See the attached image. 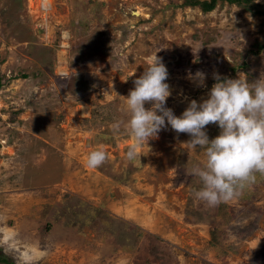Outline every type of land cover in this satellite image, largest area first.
<instances>
[{"label": "rangeland", "instance_id": "obj_1", "mask_svg": "<svg viewBox=\"0 0 264 264\" xmlns=\"http://www.w3.org/2000/svg\"><path fill=\"white\" fill-rule=\"evenodd\" d=\"M187 2L0 0V264H264V174L209 206L187 133L168 126L125 156L123 96L154 54L175 115L214 74L264 79V0Z\"/></svg>", "mask_w": 264, "mask_h": 264}, {"label": "clouds", "instance_id": "obj_2", "mask_svg": "<svg viewBox=\"0 0 264 264\" xmlns=\"http://www.w3.org/2000/svg\"><path fill=\"white\" fill-rule=\"evenodd\" d=\"M168 71L161 58L153 55L143 73L133 79V87L123 96V110L127 114L126 130L132 137L125 156L139 158L137 150L158 138L168 126L175 133H187L185 150L204 148L202 166L193 167L189 175L199 177L202 187L195 191V199L215 206L235 199L246 183L254 181V173L264 174V79L249 81L244 76L221 79L214 74V83L206 98L199 102L190 99L179 115L166 106L171 94L167 83ZM203 86L205 73L196 70L187 77ZM149 107H145V104ZM209 124L219 132L211 139L205 131ZM120 123L113 124L119 129ZM106 160L102 149L92 150L86 163L90 168Z\"/></svg>", "mask_w": 264, "mask_h": 264}, {"label": "trees", "instance_id": "obj_3", "mask_svg": "<svg viewBox=\"0 0 264 264\" xmlns=\"http://www.w3.org/2000/svg\"><path fill=\"white\" fill-rule=\"evenodd\" d=\"M187 4L190 5H199L200 8L203 11H208L211 10L215 7V5L217 4L218 1H226L228 3H236V4H243V2H250V0H187ZM261 14H264V10H260L258 11ZM1 79H0V88H1Z\"/></svg>", "mask_w": 264, "mask_h": 264}, {"label": "bare ground", "instance_id": "obj_4", "mask_svg": "<svg viewBox=\"0 0 264 264\" xmlns=\"http://www.w3.org/2000/svg\"><path fill=\"white\" fill-rule=\"evenodd\" d=\"M49 1H50V0H47V3H49ZM42 6H44V5L42 4ZM138 13H139V12H134L133 14L138 15Z\"/></svg>", "mask_w": 264, "mask_h": 264}]
</instances>
